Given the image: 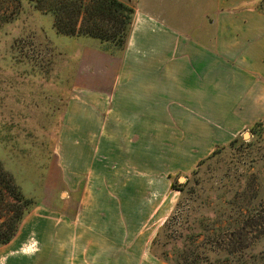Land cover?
Masks as SVG:
<instances>
[{"label": "crops", "instance_id": "crops-1", "mask_svg": "<svg viewBox=\"0 0 264 264\" xmlns=\"http://www.w3.org/2000/svg\"><path fill=\"white\" fill-rule=\"evenodd\" d=\"M118 1L134 10L119 54L79 38L61 195L35 203L0 264H165L150 249L179 201L173 177L264 119L259 0Z\"/></svg>", "mask_w": 264, "mask_h": 264}, {"label": "rangeland", "instance_id": "rangeland-1", "mask_svg": "<svg viewBox=\"0 0 264 264\" xmlns=\"http://www.w3.org/2000/svg\"><path fill=\"white\" fill-rule=\"evenodd\" d=\"M3 12L13 14L0 25V163L25 198L45 203L44 197L62 192L57 137L79 72L77 49L89 43L79 39L87 37L57 34L52 15L28 0H0ZM100 49L121 52L108 44ZM258 132L245 131L191 173L173 177L182 191H176V214L153 239L150 251L158 260L264 264V221L248 234L247 248L232 257L221 237L237 231L235 222L242 225L249 213L264 218V139Z\"/></svg>", "mask_w": 264, "mask_h": 264}, {"label": "trees", "instance_id": "trees-1", "mask_svg": "<svg viewBox=\"0 0 264 264\" xmlns=\"http://www.w3.org/2000/svg\"><path fill=\"white\" fill-rule=\"evenodd\" d=\"M28 1L34 4L38 10L52 15L53 27L59 35L91 38L101 44L112 45L116 50L120 51L125 47L134 16L133 8L127 4L118 0ZM256 7L258 11L264 14V0H259ZM11 14L13 13H1L0 25L11 19ZM260 130L261 133L264 130V119L249 129L250 133L255 136L259 134L258 131ZM236 141L237 139L224 147L233 146ZM171 190L182 191L177 182L171 183ZM34 205L35 203L32 200L25 198L21 194L13 177L4 170L0 163V247L12 240L22 220ZM175 214L176 210L170 215L169 220ZM259 215V211L253 214L249 213V217L242 225L235 222L236 227L240 226L237 231L221 236L223 238L222 244L227 251L228 257H232L247 248L246 246L242 248V246L246 245L248 234L250 232L254 233L258 225H263L262 221H264V218Z\"/></svg>", "mask_w": 264, "mask_h": 264}]
</instances>
